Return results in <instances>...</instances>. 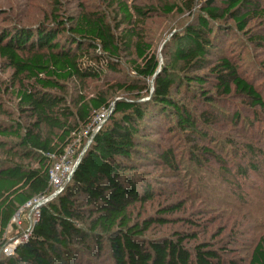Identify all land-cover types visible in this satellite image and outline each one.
I'll return each instance as SVG.
<instances>
[{"label": "trees", "instance_id": "1", "mask_svg": "<svg viewBox=\"0 0 264 264\" xmlns=\"http://www.w3.org/2000/svg\"><path fill=\"white\" fill-rule=\"evenodd\" d=\"M60 2L63 0H55L54 4L61 5ZM185 2L184 11L190 12L192 23L184 27L180 37L184 46L173 52L170 67H162L152 44L136 30L140 23L134 24V13L122 1H117L124 18L121 22L131 27L121 29L120 33L116 32L120 24L115 30L101 12L83 10L75 17L69 16L67 22L53 9L35 27L18 25L0 37V58L13 68L20 83L17 92L20 104L31 114V123L22 134L21 127L8 130L0 126V150L9 151L2 139L11 131L18 135L26 156L39 157L37 167L14 161L0 167V248L19 211L52 192L49 173L53 158L65 155L72 142V131H79L80 124L89 125L95 112L111 109L106 123L91 133V143L78 159L63 191L38 208L27 237L14 246L10 256L0 257V264H82L81 254L99 257L106 248L113 264H227L220 250L207 242L187 247L188 235L178 232L171 238L147 235L155 223H169V214L181 209L182 204L167 205L155 217L133 218L135 206H143L153 196L148 186L140 191L142 186L133 165L136 157H145L141 150L149 149L138 142L140 123L149 109L176 116L179 127L205 139L209 138L207 129L220 123L219 116L210 110L196 115L174 98V90L187 88V93L203 100L207 107L219 98L236 95L258 115L264 113L263 93L240 73L237 63L217 53L234 28L247 32L250 20L264 18V0H207L196 11L195 0ZM133 9L138 17L151 16L153 10ZM166 10L172 12L173 7ZM61 35L66 36L64 42L59 39ZM249 38L260 46L264 42L261 36ZM123 50L136 56L134 72L144 84L123 83L119 84L120 89L145 91L146 98L117 100L113 107L101 95L89 100L82 97L77 102L78 109L72 113L65 106L66 99L56 92L62 89V83L75 78H100L105 69L116 70L113 62L121 58ZM175 75L180 77L179 81ZM147 80L152 81V86L146 85ZM208 84H212L214 92L206 89ZM258 115L249 124L245 120L242 124L240 113L236 112L231 121L238 127L242 124L244 132L248 126L250 136L254 137L252 130L262 120ZM72 116L77 122L75 127L70 125ZM43 126L60 133L54 139L45 138ZM227 137L225 144L243 152L242 158L248 163L246 167H238V175L264 176V150L250 141L239 142V146L237 140ZM201 150L215 156L209 147ZM161 156L168 163L173 158L170 153ZM192 156L198 162L196 151ZM223 171L229 174L227 168ZM244 264H264V232Z\"/></svg>", "mask_w": 264, "mask_h": 264}, {"label": "rangeland", "instance_id": "2", "mask_svg": "<svg viewBox=\"0 0 264 264\" xmlns=\"http://www.w3.org/2000/svg\"><path fill=\"white\" fill-rule=\"evenodd\" d=\"M54 1L0 0V37L18 25L35 27L34 24L42 21L46 13L50 14L53 9H57L62 14L61 19L67 22L69 16L75 17L83 10L101 12L115 30L120 24V29L116 31L120 33L121 29L131 27L121 22L124 18L117 1H122L134 13V24L137 26L140 23L136 30L142 32L152 44L162 67H170L173 52L178 46H184L180 41L184 27L192 23L190 12L187 9L184 11L187 5L184 0H63L61 5L54 4ZM206 1L195 0L193 10H199ZM134 7L153 9L152 15L138 17ZM166 7H173V11L168 12ZM233 31L226 42L218 47L217 53L228 56L237 63L240 73L252 81L264 96V42L260 46L249 38L250 35L264 38V18L250 20L247 32H240L235 28ZM65 37L61 35L59 39L64 42ZM136 59L135 55L123 50L121 58L113 62L116 70L105 69L100 78H75L63 82L62 89L56 92L66 99L65 106L72 113L78 109L77 102L82 97L89 100L101 95L113 107L117 100L142 101L146 98L145 91H124L119 86L123 83L143 86L142 79L134 72L133 60ZM175 78L177 81L180 79L177 75ZM17 79L13 68L7 67L6 62L0 58V105L3 110L0 112V126L8 130L21 127L22 134L31 123V114L20 104L17 96L20 83ZM145 83L149 86L153 84L151 80ZM206 89L215 91L212 84H208ZM187 91V88H181L179 92L174 90L173 96L196 115L210 110L219 116L220 123L207 129L209 138L205 139L200 134L192 133L191 130L186 132L179 127L176 116H165L149 109L140 123L141 132L138 136L140 146L148 145L149 149H142L141 155L145 157H136L133 165L139 175L138 183L142 186L140 191L148 186L153 196L143 206H135L133 218L142 220L148 216L155 217L158 210L167 205L182 204L181 209L169 214V223H155L147 235L171 238L178 232L188 235L185 245L189 248L204 241L220 250L225 263L238 261L239 264H244L258 237L264 232V176L254 173L251 176L238 175V167H246L248 163L242 158L243 152H236L237 148L226 145L225 139L230 135L237 140L239 146V142L250 141L264 150V113L258 115L236 95L219 98L220 100L207 107L203 100L195 99ZM101 112L106 116L102 121L98 119ZM236 112L240 113L242 124L244 120L249 124L256 114L262 118L252 130L254 137L250 136L248 126L244 127V132L242 124L238 127L231 121ZM95 113L89 125L80 124L79 131H72V142L66 148L65 155L70 163L78 161L91 143V133L106 123L111 109L103 108ZM76 123L72 116L70 125L75 127ZM59 133L58 129L42 127L45 138L54 139ZM2 140L7 143L6 149L9 151L0 150V167L10 161L31 168L37 167L39 157L26 156L19 145L18 135L10 131V135ZM205 146L211 148L216 157L213 154H203L201 147ZM193 151L199 156L198 162L193 159ZM162 153L173 156L169 163L161 158ZM53 161V166H56L62 163L63 158H53ZM224 168L228 169L229 174L223 171ZM53 191L54 189L48 197L38 198L19 211L3 237L4 246L0 248V257L10 256L14 246L27 237L38 216L39 203L44 204L52 199ZM79 257L82 264H113L107 248L99 257H91L87 253Z\"/></svg>", "mask_w": 264, "mask_h": 264}, {"label": "built area", "instance_id": "3", "mask_svg": "<svg viewBox=\"0 0 264 264\" xmlns=\"http://www.w3.org/2000/svg\"><path fill=\"white\" fill-rule=\"evenodd\" d=\"M105 117L106 116L103 112L99 113V115H98V119L100 121L104 120ZM65 155H66V153H65ZM65 155L63 157H61V158H63L62 163L57 164L56 166H53L50 170V173H49L50 174V184H51L52 189H54V191H53L54 193L51 194V196L53 198L56 197L57 195H59L63 191L66 182H68L71 179L74 167L76 166V164L78 162V161H76L75 163H70L68 160H66ZM64 161H66V162H64ZM36 200H38V198L33 200V201H36ZM33 201L29 202L28 204H32ZM42 204L43 203L40 202L39 206H41Z\"/></svg>", "mask_w": 264, "mask_h": 264}, {"label": "water", "instance_id": "4", "mask_svg": "<svg viewBox=\"0 0 264 264\" xmlns=\"http://www.w3.org/2000/svg\"><path fill=\"white\" fill-rule=\"evenodd\" d=\"M158 72H159V71H158ZM77 164H78V162H77ZM77 164H76V166H77ZM76 166L74 167V170H75ZM74 170H73V172H74Z\"/></svg>", "mask_w": 264, "mask_h": 264}]
</instances>
